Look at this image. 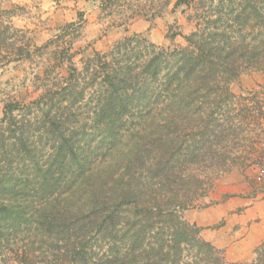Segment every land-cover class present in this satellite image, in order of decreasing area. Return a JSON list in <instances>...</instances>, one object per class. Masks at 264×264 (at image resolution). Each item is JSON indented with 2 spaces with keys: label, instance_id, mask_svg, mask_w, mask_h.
<instances>
[{
  "label": "trees",
  "instance_id": "16d2710c",
  "mask_svg": "<svg viewBox=\"0 0 264 264\" xmlns=\"http://www.w3.org/2000/svg\"><path fill=\"white\" fill-rule=\"evenodd\" d=\"M182 6L194 30L169 34L185 46L125 37L80 71L72 43L60 62L66 77L47 70L38 98L5 104L0 233L32 224L71 258L63 264H264V243L251 261L229 263L183 218L253 140L249 98L232 85L264 73V0H178L174 9ZM10 18L0 9V69L53 43L25 42ZM83 24L65 26L73 40Z\"/></svg>",
  "mask_w": 264,
  "mask_h": 264
},
{
  "label": "rangeland",
  "instance_id": "374dc122",
  "mask_svg": "<svg viewBox=\"0 0 264 264\" xmlns=\"http://www.w3.org/2000/svg\"><path fill=\"white\" fill-rule=\"evenodd\" d=\"M177 1L125 0L120 1L124 6L110 11L105 9V0H0V9L11 13L10 22L23 33L25 42L36 47L53 42L42 55L13 61L0 69V119L5 104L29 103L41 95L49 82L47 70H52V77L68 75L69 63L60 62L72 43V64L80 71L83 61L94 52L107 55L125 37L143 36L161 48L185 46L182 36L171 40L169 34L187 36L194 30L183 14L186 8L174 9ZM82 17L81 36L73 40L65 26ZM60 34L62 38L57 39ZM232 91L249 98L253 140L246 143L229 172L213 182L207 198L183 213L184 220L201 227L202 237L223 251L229 263L251 261L254 251L264 243V73L243 75L232 85ZM252 92L255 96H249ZM228 201L235 211L225 221L210 219L211 215L220 216L217 205ZM51 244L52 240L42 238L32 224L4 227L0 233V264H63L71 260L52 250Z\"/></svg>",
  "mask_w": 264,
  "mask_h": 264
},
{
  "label": "crops",
  "instance_id": "0c3cea01",
  "mask_svg": "<svg viewBox=\"0 0 264 264\" xmlns=\"http://www.w3.org/2000/svg\"><path fill=\"white\" fill-rule=\"evenodd\" d=\"M217 209L219 210V212H221L222 214L220 216H214L211 215L212 220L216 221V220H222L224 219V221L227 219V217L233 213L235 211V208H233V204L232 202L228 201V202H224L221 203L219 205H217ZM212 210V209H211ZM213 211H216L215 209H213ZM222 218V219H221Z\"/></svg>",
  "mask_w": 264,
  "mask_h": 264
}]
</instances>
